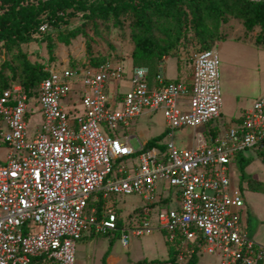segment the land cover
I'll return each instance as SVG.
<instances>
[{
  "label": "built area",
  "instance_id": "2783aa9c",
  "mask_svg": "<svg viewBox=\"0 0 264 264\" xmlns=\"http://www.w3.org/2000/svg\"><path fill=\"white\" fill-rule=\"evenodd\" d=\"M219 66L216 51L206 50L195 56L190 83L169 81L161 68L153 85L145 66H134L131 76L113 61L52 66L36 97L20 83L0 89V145L8 148L0 163V264H75L77 242L88 232H120L127 246L156 230L177 264L196 254L220 264H264V246L244 231L245 201L230 177L245 151L264 154V95L224 133H196L191 149L174 143L176 130L197 131L221 117ZM123 81L129 90L112 96L111 86L118 90ZM158 111L170 137L164 149L149 141L136 149L134 137L120 134ZM38 113L43 122L29 140L28 119ZM134 156L135 174L117 166ZM99 195H135L145 205L126 226L106 203L98 216L91 204Z\"/></svg>",
  "mask_w": 264,
  "mask_h": 264
},
{
  "label": "rangeland",
  "instance_id": "374dc122",
  "mask_svg": "<svg viewBox=\"0 0 264 264\" xmlns=\"http://www.w3.org/2000/svg\"><path fill=\"white\" fill-rule=\"evenodd\" d=\"M42 1L47 0H31L36 5ZM82 1L87 5L96 7L101 4H109L113 0ZM140 2L141 0H136V3ZM1 3L0 1V5ZM73 12L75 11H69V13ZM58 15L63 17L64 22L67 21L68 23H62L60 31L79 27L84 21V12H75L73 17L63 13ZM42 18L46 19L47 14H44ZM156 26L160 29H174L173 24L164 20L156 21ZM44 27H47V25ZM87 30H89L90 37L93 38L90 42L94 52L93 56L115 60L113 62L120 63L128 76H131L134 66L142 65L150 68L151 79L154 78L157 70L163 68L169 81L185 83L189 80L192 69L194 70V59L201 48V43L195 41L190 32L188 38L182 41V46L170 56L165 57L162 62L153 59L151 62L141 61L139 63L132 57L135 45L132 40L133 20L131 16L127 15L125 17L122 26H117L115 20L112 19L108 23L99 21L97 32L90 30V26L87 27ZM220 33L221 40L227 38V36L243 40L244 36L242 25L236 20H231L223 25ZM58 34L59 30L50 28L47 33H39L37 41H33L28 45L26 55L33 67L51 68L55 66V70L60 71L69 67L73 60L80 62L89 60L90 56L87 54L86 49L88 38L79 37L73 40L70 46H67L58 40ZM47 35L52 38V41H42V37L47 38ZM158 35H161V33H158ZM49 43L54 46L51 52L48 48ZM214 50L220 59L222 115L209 125L210 127L201 126L197 131L190 129L176 130L174 143L179 149H191L196 133H204L208 137L211 128L224 133L235 120L241 118L252 108L257 98L264 95L263 48L254 45L251 41H226L225 39V41H218ZM20 53L21 51L18 48H13L12 51L7 53L0 51V70L5 62L18 66ZM5 71L10 74L9 68H6ZM79 87L80 85L76 86V88ZM128 89V81H123L118 85L119 91H127ZM62 105L68 109L65 100H63ZM183 110H188V108ZM42 122L41 113L28 119L27 133L29 140L33 139L36 134V127L40 126ZM120 134L134 137L132 145L136 149L139 147V141L148 142L161 137L162 140L159 143L164 148L170 141L166 119L161 111L146 114L131 121L127 127L120 130ZM7 153L8 148L0 145V162L6 159ZM244 155L251 160V163L243 171L239 163H234L231 167L230 177L233 186L241 189L243 199L249 210V221L246 217L244 218V231L257 244L264 246V154H260L256 150H248L244 152ZM138 162V158L134 156L116 163L118 167L127 168L131 174H135ZM250 179L257 181V183L252 182L256 186L254 189L250 186ZM101 197L102 195H99V198ZM105 203L107 208L116 210L121 215L125 225L128 226L134 221L135 210L140 211L144 207L145 200L135 195H108ZM175 207L176 205L171 206L173 209ZM169 252L170 245L167 236L157 230L150 236L133 237L127 246L122 244L120 232L94 234L90 238L85 239L83 237L77 242L75 264H107V257L109 256L118 258L119 262L117 264H138L140 262L162 264L169 259ZM198 264H220V260L212 255H204L199 259Z\"/></svg>",
  "mask_w": 264,
  "mask_h": 264
},
{
  "label": "trees",
  "instance_id": "16d2710c",
  "mask_svg": "<svg viewBox=\"0 0 264 264\" xmlns=\"http://www.w3.org/2000/svg\"><path fill=\"white\" fill-rule=\"evenodd\" d=\"M0 1L2 2L0 5V51L7 53L13 48H18L21 51L18 66L9 62L3 64L0 70V89L4 91L11 84L20 83L31 98L37 96L38 87L47 74L46 67H33L26 55V50L30 43L37 41L39 33H47L50 28L59 30L58 40L67 46H70L71 42L79 37L89 39L86 40L89 60L84 62L73 60L70 63L73 68L98 67L107 61H115L93 56L94 52L90 44L93 38L90 37L87 27L90 26V30L97 32L99 21L108 23L112 19L115 20L117 26H122L127 15L131 16L133 20L132 40L135 49L132 52V57L139 63L141 61L151 62L153 59L162 62L165 57L170 56L182 46V41L188 38L190 32L194 40L201 43L198 53L214 50L218 41H225L229 38L227 36L221 40L220 30L231 20L241 23L243 40L251 41L254 45L264 49V0H141L140 3H136V0H113L109 4H101L96 7L87 5L82 0H47L38 5L33 4L31 0ZM70 10H74L76 13L84 12V21L79 27L60 31V25L68 23L64 22L63 17L58 14L63 13L73 17L75 12L69 13ZM44 14H47L46 19L42 18ZM160 20L169 21L174 25V29H160L156 26V21ZM45 25H47V29L42 32L41 28ZM42 41H52V38L47 35V38L42 37ZM48 48L51 52L54 46L49 43ZM6 68L10 69V74L6 73ZM155 76L153 79L149 76L152 85L155 83ZM218 132L214 129L211 130L214 136ZM161 140V137L150 140L148 147L157 146L164 149L159 143ZM238 160L242 171L251 163V160L244 159L242 154L236 162ZM252 180L250 179V185L254 189L256 186L252 182L257 183V181ZM104 204L105 201L102 197L91 204L92 208L97 209L100 217ZM120 226L123 224L120 223ZM169 254V259L162 264H177L174 248L170 247ZM200 258L201 256L196 254L184 264H198ZM142 263L146 262L138 264Z\"/></svg>",
  "mask_w": 264,
  "mask_h": 264
},
{
  "label": "crops",
  "instance_id": "0c3cea01",
  "mask_svg": "<svg viewBox=\"0 0 264 264\" xmlns=\"http://www.w3.org/2000/svg\"><path fill=\"white\" fill-rule=\"evenodd\" d=\"M245 41V40H241V39H237V38H229V39H227L226 41ZM193 69H192V73H191V75H190V78H189V80L187 81V82H185V83H190L191 82V78H192V75H193ZM129 87H130V84H129ZM129 90V89H128ZM127 90V91H128ZM123 92H126V91H119V90H117L116 89V87L114 86V85H112L111 86V95L112 96H116V95H118L119 93H123ZM8 154V153H7ZM7 157V156H6ZM242 157L244 158V159H249V158H246V156L243 154L242 155ZM6 160V159H5ZM4 160V161H5ZM3 161V162H4ZM3 162H0V163H3ZM236 163H239V160H238V162H236ZM251 186V185H250ZM245 205H246V207H245V211H244V218L246 217L247 218V221H249V210H248V208H247V204L245 203ZM243 218V219H244ZM244 221V220H243ZM244 223V222H243ZM245 224V223H244ZM94 234L93 233H90L89 234V232L88 233H86L85 235H84V238L86 239V238H90V237H92ZM252 239V238H251ZM253 240V239H252ZM257 243V242H256ZM119 262V259L118 258H116V257H113V256H109V257H107V264H117Z\"/></svg>",
  "mask_w": 264,
  "mask_h": 264
},
{
  "label": "water",
  "instance_id": "95a60500",
  "mask_svg": "<svg viewBox=\"0 0 264 264\" xmlns=\"http://www.w3.org/2000/svg\"><path fill=\"white\" fill-rule=\"evenodd\" d=\"M256 1H260V0H256Z\"/></svg>",
  "mask_w": 264,
  "mask_h": 264
}]
</instances>
